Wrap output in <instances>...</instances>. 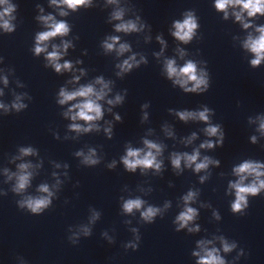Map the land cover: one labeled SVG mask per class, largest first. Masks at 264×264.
<instances>
[{"label": "clouds", "instance_id": "obj_1", "mask_svg": "<svg viewBox=\"0 0 264 264\" xmlns=\"http://www.w3.org/2000/svg\"><path fill=\"white\" fill-rule=\"evenodd\" d=\"M118 0H108V3L115 4ZM53 5H64L68 9H71L73 12L77 11L80 7H87L91 5V0H51ZM0 5H3V10L0 11V29L5 33H13L15 31V25L12 21L15 19L13 13L16 11V6L9 3V0H0ZM214 8L217 12H222L224 14L223 18L227 20L229 18V8L235 9L239 7V11H233L232 15L235 17V21L239 22L243 29L247 30L253 27L251 22H246L244 18V13L247 14V17L254 18L259 16H264V0H215ZM41 12L43 9H40ZM68 13L61 11V16H66ZM123 9H118L112 13V19L121 21L115 25L116 32L123 33H132L142 31L144 28L143 24L138 26L139 17L136 21L128 20L123 21ZM38 20L42 21L43 24L47 27L48 30L38 32L35 36V46L33 48V53L36 56H40L42 53H46L45 59L47 61V66H50L54 69L56 73H62L65 71H74L73 64L70 61L65 60L63 63L59 61L67 53L69 47H71L70 41H63L62 46L53 44L52 51H47L48 42L56 37H64L69 34L71 31L70 26L67 22L61 20L57 21L52 15L39 16ZM173 31L171 35L178 41L183 44L190 43L193 38L196 36L197 29L199 28L197 16L194 11H187L184 13L183 20H177L173 23ZM255 32L258 35H253L249 33L247 38L243 41L242 47L250 52L253 55V59L250 60V65L253 68L258 67L264 62V25L255 27ZM156 39L162 46L166 47L165 41L161 36H157ZM119 36H110L104 42L102 47L107 52H111L114 49L116 50L117 55H122L125 52L130 51V46L127 43H120L119 47L115 46L119 42ZM180 56L183 57L186 55L183 49H177ZM163 53V47L161 53H157V56H160ZM80 63V61H77ZM141 63H147L143 56L139 61L136 60L135 54L130 56L128 59L123 60L122 63L117 64L116 67L119 69L117 76H122L125 73H129L134 67H139ZM81 75L84 74V70H80ZM164 72L169 80L172 81L173 86H179L185 93H196L202 94L206 93L210 87L209 74L204 69H198L197 62L193 60H187L183 66H178L175 59H166L164 62ZM79 76H73V81H79ZM3 83L8 84L7 77L3 78ZM111 82H105L102 77H98L95 81V84L100 85L99 90H97L93 84L86 86H81L74 91H68L66 88L61 87L58 93L57 103L59 105H65L68 102L79 100L80 102L74 103L67 109L63 115L66 118H70L73 123L68 127L71 131L76 133H88L93 130L99 131L98 125L95 123L103 118V109L99 101L103 100L108 92L111 91L109 84ZM191 85V86H189ZM23 87V85H20ZM0 95H3V92L0 91ZM23 95H27L26 93ZM23 96L16 95L15 99L11 105H6L0 102V109L7 114L10 111H15L16 113L21 112L26 109L28 105L22 102ZM123 96L117 95L114 100H108L109 105L119 104L123 101ZM148 104L142 105V108H147ZM111 111V109H109ZM169 112H175V115L184 122L189 120H198L207 124V127L204 129L205 134L208 137H217L218 139L213 142L212 140H206L200 144V148L203 149H214L217 146H223L224 142V132L219 124L213 125L210 122V114L212 110L207 106L203 107V110L200 111H175L174 109H169ZM117 121L121 118L119 115L115 117ZM143 119H147V113H144ZM258 121L257 131L261 136H264V115H260L256 118ZM76 121H84L87 125L82 126ZM254 121L249 119V123ZM167 135L172 136L173 133L170 130H167ZM105 133L111 138V126L105 129ZM57 138H59L57 136ZM67 138V137H66ZM196 138L195 133L189 137L185 143H191L193 139ZM251 143H257V137L255 135L250 137ZM145 145L144 149L132 148L131 146L127 147L126 155L121 157V162L123 163L126 171L134 173L137 168H140L142 172L148 169H154L156 172H159L162 168V161L157 159L161 155L162 145L150 141L148 139L143 140ZM21 156L35 155L36 152L32 147H23L20 148ZM78 157H83L82 163L87 166H95L100 163L99 158L96 156L95 149H89L88 154L85 155L83 151L75 153ZM200 158V151L196 149L192 154L185 153H173L171 155V164L177 172L181 171V163L183 161L184 166L192 168L194 166V171L199 173L202 170L208 169L209 165L219 166L220 161L212 159L208 156H205L202 160ZM199 160V162H198ZM116 162L112 161L108 165L109 168H114ZM33 166L30 163H21L18 165V172L8 173V179L11 180L15 177V185L12 188V191L15 194H23L25 190L30 186L32 179V171L30 169ZM56 167H60L59 164ZM67 167V165H65ZM233 174L238 177L235 181L229 182V190H234L235 199L231 202L230 208L233 214L244 215L246 210L249 207V197H257L264 193V163L255 161L252 159H246L239 165L235 166L233 169ZM53 175H56L53 173ZM208 177L201 176L200 181L203 183ZM251 178L250 182L246 181ZM60 181L57 180L56 185L53 187L59 186ZM38 192L41 195L38 196H24L22 199L17 201V206L21 210H25L32 215H40L44 213L47 209L52 206V198L55 193L50 190L49 185L41 184L38 188ZM6 195V193H4ZM197 196V192L188 191L186 195L182 197L184 201L183 210L176 216L174 224L177 225L175 228L176 232L181 231L182 229H187L189 233L199 232L200 226L195 225L190 227L189 225L196 220L199 213L198 210L194 207H190L189 203L193 202ZM170 206L169 203L164 204V208L161 209L155 206L145 207V201L137 197L135 199H127L123 201L122 211L125 214H133L135 211H140V217L143 222L146 224H152L155 218L160 215L162 216L163 211ZM213 216L216 220H220V215L218 212H213ZM100 213L93 210L92 216L90 218V223H94L99 219ZM130 223V222H128ZM71 232L72 230L69 229ZM135 239L128 241L124 244L125 250L132 249L137 250L139 247V242L141 236L137 228H132ZM91 228L88 226H80L79 231L72 232V235L68 236V240L71 244L76 245L79 243L80 236L84 237L91 236ZM102 235L109 239V243H114V241L108 237L107 232L102 233ZM222 250L224 253H230L237 248L236 242L229 243L224 237H219ZM213 242L210 240H200L197 242L199 251H193L192 255L197 257L196 264H228V262L221 255L220 249L216 247H209ZM244 255L243 249L237 255ZM27 264V262H24Z\"/></svg>", "mask_w": 264, "mask_h": 264}]
</instances>
